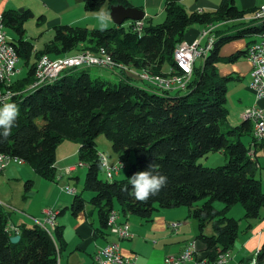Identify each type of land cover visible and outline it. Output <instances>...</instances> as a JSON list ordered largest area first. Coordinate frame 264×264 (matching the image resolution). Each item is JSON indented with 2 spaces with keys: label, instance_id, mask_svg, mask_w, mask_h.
<instances>
[{
  "label": "trees",
  "instance_id": "trees-1",
  "mask_svg": "<svg viewBox=\"0 0 264 264\" xmlns=\"http://www.w3.org/2000/svg\"><path fill=\"white\" fill-rule=\"evenodd\" d=\"M82 1L87 11H97L105 4L130 6L128 0ZM163 10L165 19L161 23L143 19L141 35L132 31L131 24L127 29L121 24L104 31L81 25H57L52 38L40 50H35L33 42L24 37L23 24L32 16L29 10L2 13L4 28H12L17 34L16 41L11 43L28 69L11 86L15 96L9 102L17 105L19 116L17 126L6 139L0 128V153L22 158L37 175L54 181L56 147L63 140L77 141L78 160L86 166L84 189L92 192L88 202L97 210L101 227L107 228L115 200L119 215H134L145 221H150L158 208L184 206L188 208V217L197 221L195 239L213 257L217 252L226 254L238 232L237 220L226 217L224 210L241 203L245 217H256L264 207V192L254 176L256 159L240 140L245 132H252V123H228L224 104L226 84L232 76L220 75L217 66L245 55L246 50H238L225 57L220 50L232 39L264 33V20L240 22L245 26L229 34L215 31L212 48L199 64H194L183 95H169L148 83L137 85L129 76L118 81L92 78L88 67L67 69L54 81L34 87L35 63L41 57L55 60L84 50L100 52L98 55L128 69H132L129 65L147 69L138 71L147 75L167 73L163 69L165 63L168 70L172 68L181 75L173 54L190 26L199 23L205 28L214 27L213 24L225 20H242L250 12L239 9L234 0H220L215 10L207 12L187 11L180 0H165ZM101 133L121 160L132 152L134 161L125 179L111 181L99 177L101 163L94 139ZM258 146L261 142L256 143ZM217 150L227 155L225 164L206 167L197 163L199 157ZM152 161L158 165L155 171L167 177V185L142 203L130 195L129 178L146 171ZM30 184L27 181L25 187ZM200 199L204 201L196 204ZM214 201L223 202L224 209H215ZM84 207V198L76 193L67 208L76 215ZM7 223L8 214L0 205V264H57L63 245L60 227H55L52 237L36 225L21 226L17 232L19 240L11 243L5 230ZM208 223L212 229L209 235L204 233ZM254 260L256 264L264 262V240Z\"/></svg>",
  "mask_w": 264,
  "mask_h": 264
},
{
  "label": "crops",
  "instance_id": "crops-1",
  "mask_svg": "<svg viewBox=\"0 0 264 264\" xmlns=\"http://www.w3.org/2000/svg\"><path fill=\"white\" fill-rule=\"evenodd\" d=\"M128 1L130 6L143 10L144 21L152 19L153 16H158L164 11L163 5L165 0ZM180 1L182 2V0ZM197 2V7H199L201 11H203L206 6H210L211 10H215L220 0H197ZM234 2L239 9L249 10L250 12L246 13L245 17L239 21L225 20L213 24L214 27L211 28L213 29L215 37V31L221 34H229L244 27L245 24H240V22H249V18L252 15L251 10L258 7L263 0H234ZM24 10H29L32 13L30 19H36L39 28H44L39 31V34H41V32H46L53 35V28L57 25L64 24L81 25L87 28H99L97 14L103 11L110 17L108 5H103L97 11H87L82 0H0V13L6 11L22 12ZM114 26L117 25L113 23L110 17L109 27ZM203 28L204 25L199 29L189 27L184 32L183 39L191 40L199 37L200 30H205L207 27ZM24 37L31 40V38L26 37V34H24ZM240 38H244L242 42H233V40L238 39L235 38L227 42V44L231 42L228 44L229 46L225 43L227 45L225 54L228 55H220L226 57L234 54L238 50H246L247 46L256 40L257 36L256 34H252ZM205 41V37L200 39L201 44H204ZM33 44L35 50H40L35 48V43ZM238 60L239 63L235 64ZM233 62H231L232 64L230 66H217L220 75L232 76L227 82H233L231 88L234 87L236 93L232 100L231 119L228 123L230 125H237L244 120V117H241V112L253 103L254 97L248 86L251 69L249 61L246 59L245 55H242ZM116 70L117 72L112 71L116 74L115 81L120 80L123 76H129L135 80H140L136 75V70L134 73H126L124 75L123 71L119 69ZM165 71H168V68ZM228 83L226 86H228ZM261 104L264 105V100ZM244 134L250 135L248 148L249 151H251L252 132H245ZM240 140L242 143L244 142L241 137ZM260 147L264 148V137ZM260 147L258 146L257 148ZM78 148L79 142L74 140H63L56 147V178L54 181L40 177L29 165V167H23L25 163L20 165L10 163L0 172L1 179L6 183L15 181L19 191H23L20 200L19 198L16 199L12 192L7 194L3 193V198L7 200V204H19L23 208L21 214H15L13 216H11V212L7 211L9 224L18 228L21 226L32 227L35 225L33 218L43 217L45 215V210H53L56 212V218L52 226V237H54L55 227H60L63 241L62 248L58 253L57 264H96V251L110 242L117 243L123 256H136L133 264H164L167 255H176L180 253L184 249L185 244L192 240L196 243L199 257L203 258L208 256L204 245L195 239L198 233V227L196 228L194 222L188 217V208L184 206L168 209L158 208L154 211L151 220L145 221L134 215H127L126 217L119 215V205L117 203V206H115L114 202L116 213L119 215L120 220L127 221L132 237L129 239H119L115 234H112L108 228L101 227L97 210L88 202L89 199H85L82 193L78 192L76 187L68 185L71 178H75L76 180L79 178L77 174L78 167L70 173L66 172L67 167L76 165L75 163V165H73V162L76 154L78 157ZM257 148H252L254 152H249L251 157L256 158ZM27 181H31L28 188L25 187ZM65 181H67V185L62 187L61 184ZM21 184L23 186H21ZM67 186L74 188L75 191L73 194L66 192L65 188ZM76 193L81 194L84 198L85 207L83 211L73 215L67 207L71 204L73 196ZM63 208H65L64 211L59 213ZM174 222L178 223L176 227L171 226ZM204 233L206 234L205 231ZM263 240L264 238L262 239L261 230H257L251 238H248L246 245L255 247L256 255L257 249ZM185 264H194V262L187 261ZM238 264L242 263L239 262Z\"/></svg>",
  "mask_w": 264,
  "mask_h": 264
},
{
  "label": "built area",
  "instance_id": "built-area-1",
  "mask_svg": "<svg viewBox=\"0 0 264 264\" xmlns=\"http://www.w3.org/2000/svg\"><path fill=\"white\" fill-rule=\"evenodd\" d=\"M2 14V13H0ZM264 19V0L263 2L254 9L249 20L257 23ZM132 25V31L137 35H141L144 22L143 20H130ZM257 38L251 42L246 48L245 57L251 65L250 69V83L249 88L252 91L254 100L253 103L246 107L241 117L244 120H248L252 123V141L251 151L256 148V142L262 141L264 137V105L261 102L264 100V33L256 34ZM201 37H205L206 41L204 44L200 43ZM213 29L201 30L199 37L187 40L182 39L177 47L175 56L179 60L180 64L186 66V75H180V80L174 84H167L166 77L165 81H143L152 85L153 87L162 91L172 90H186L191 79L193 67L199 58L205 56L206 48H209V42L215 39ZM19 55L11 43V40L7 35L0 32V61H7L10 63L9 71L0 70V87L8 86L13 84L12 77L18 73L17 63L19 62ZM81 61H89L90 66H97L109 70L119 69L118 66L112 63L103 62V57L98 55V52L85 53L81 51L71 56H60V62H50V56H47V62H41V75L35 82L34 86L44 85L47 81L57 79L61 73L70 68H78V64ZM170 71L168 70L167 73ZM13 96L9 97V94H0V107L2 102L10 101ZM99 159L101 166L105 168V174L108 179H111L114 174L117 173L119 166H110L107 163L106 157L99 153ZM10 163L23 164L25 163L22 158L12 156L9 154L0 153V172H2L7 165ZM121 164V163H119ZM82 162H78L75 166H69L66 168V172L70 173L78 166H83ZM66 192L74 193V188L66 187ZM45 215L41 218H33L34 224L43 230H45L50 236H52V222L56 218V212L53 210H45ZM178 223L174 222L171 224L172 227H176ZM107 228L112 234H115L119 239H129L132 237V233L129 229L128 223L125 220H120L119 215L115 210H112L107 218ZM5 230L10 236L17 234L19 228L7 223ZM217 254L213 257H199V252L194 240L189 241L185 244L184 249L174 255H167L164 264H185L187 261H193L194 264H228L230 257L227 254ZM136 256H123L119 250L117 243L110 242L99 248L95 253L96 264H133ZM253 259L251 260L252 264ZM264 264V262H262Z\"/></svg>",
  "mask_w": 264,
  "mask_h": 264
},
{
  "label": "rangeland",
  "instance_id": "rangeland-1",
  "mask_svg": "<svg viewBox=\"0 0 264 264\" xmlns=\"http://www.w3.org/2000/svg\"><path fill=\"white\" fill-rule=\"evenodd\" d=\"M214 1H217V0H214ZM181 3L183 4V6L186 8L187 11H193V10L198 11L199 10V7H197V4H198L197 0H182ZM199 11H201V10H199ZM203 11L207 12V11H212V10H211L210 6H206L203 9ZM164 19H165V12L163 11L160 15L153 16L152 19H150V22L152 24H158V23L163 22ZM122 24H123V27L125 29H127L128 25H129V20L124 21ZM24 26H25L24 28H25L26 37L31 38V41L33 43H35L36 49H42L44 47L43 43L52 38V34H49L46 32H41V34H39L40 33L39 31L43 30L44 28H39V26L37 25L36 19H30L29 18L24 23ZM190 27L195 28V29H199L202 27V25L199 23H196ZM3 34L7 35L8 38L11 40V42H15L17 39V34L12 28L5 26V28L3 29ZM202 38L203 37H201V39ZM39 39H41V40H39ZM243 39L244 38H238V39L233 40V42H242ZM187 40H190V39H187ZM230 43H228V44H230ZM226 44H224L220 50L221 55H228V54H225V48L228 45V44L227 45ZM84 51H85V53H92V51L89 52V50H84ZM79 52H81V51H79ZM79 52L67 54L66 56L75 55ZM52 59H54V58H52ZM58 59H60V57H58ZM201 60H202V58H199V60H196V62H195L196 65L199 64ZM31 61H32V58L30 59V62ZM238 63H239V60L236 61L235 64H238ZM231 64H232L231 62H219L218 66H221V67L222 66H230ZM129 66L132 69H128L127 67L122 66L123 69L120 68V70L123 71L124 73H134L136 70V75H138L140 73L138 71H141V72H142V70L148 71L147 69H136L132 65H129ZM17 68H18V73L14 77H12V82H16L18 79H20L26 75L28 67L26 65H24L22 58H20L19 62L17 63ZM167 68H168V65L165 63L163 66V69L167 70ZM171 69L172 68L169 69V71H170L169 73L154 75V76H156V77H162L163 76L162 78L165 79V77H166V80H168L170 78L175 79V80L177 78H180L179 74H177L175 71H173ZM88 70H89V73H90L92 78L108 79L111 81L116 80V74L114 72H112V71L117 72L116 69L115 70H109V69H105V68H101V67H97V66H90V67H88ZM133 82L136 83L137 85H141V86H145V84H146L142 80H134ZM249 83H250V81H248V86H249ZM232 84H233V82L228 83L227 92H226V101L224 104L225 108L228 111V115H227L228 121H230V119H231L230 113H232L231 112L232 111V108H231L232 107V100L234 99L235 93H236V90L234 89V87L231 88ZM24 87H22L18 90H22ZM185 93H186V90H184V91L183 90L169 91V95H172V96L177 95V94L183 95ZM241 139L244 141L243 143L248 147L250 135L244 134L241 136ZM65 142H71V141H65ZM94 142L96 144V148L98 149V152L103 154L106 157L107 163L110 166H115V165L119 166L117 173L114 174L111 179H108L106 177L105 168L103 166H101L99 169V177L101 179H104V180L108 179L111 181L112 180L125 179L127 177L128 167L134 161V156H133L132 152H130L127 156H125L121 160L120 154L113 151L112 146H111V142L102 133L98 134L95 137ZM255 159L257 162V167L255 168L254 176L257 179H259V181L261 183V190L264 192V148L263 147L257 148ZM227 160H228V158H227V155L224 153V151H222V150L218 151L217 150V151H210V152L206 153L204 156L199 157L197 159V163H200L201 165L206 166V167H215V166H220V165L225 164L227 162ZM78 161L79 160H78V157L76 154L74 157L73 165H75V164L77 165ZM119 163H121L123 165V168L121 167V164H119ZM23 167H29V166H28V164L25 163L23 165ZM77 174L79 177L78 180H76L75 178H71L69 180L68 185H70L71 187H76L78 192L82 193L83 197H85V199L88 200L90 198V196L92 195V192L84 189V177L86 174V166H84V165L78 166ZM66 182L67 181L62 182V184H61L62 187H65L67 185ZM22 184H21V186H23ZM9 192H12L14 194V196L16 197V199L19 198V200H20L21 194L23 191L22 192L19 191V189L17 187V183L15 181H11V182L6 183L3 179L0 178V205H3L4 208H6V209H4L6 212L7 211L11 212L10 213L11 216H13L15 214H21L23 211L22 206H20L19 204H15V205L7 204L8 203L7 200H5L3 198V193L7 194ZM203 201H204V199H200L196 202V204L200 205ZM114 202H115V206H117V201L115 200ZM12 204H14V203H12ZM212 205L217 210H223L224 209V203L221 201H214L212 203ZM224 213H225L226 217L234 218L237 220V223H238L237 236L235 238V241H234L231 249L227 252L228 256L230 257L228 263L229 264H238L241 261H244V262L248 261V263H251V260L252 259L254 260V258H255V256H254L255 255V247H251V245L247 246L246 242H247L248 238H251V236L254 235L257 230H261L262 239L264 238V222H260V221H264V207L259 209L258 215L256 217H245L244 209H243V206L241 205V203H236V204L231 205L226 210H224ZM135 218H137V217H135ZM191 220L194 222L195 227L197 228L198 227L197 221L195 219H192V218H191ZM204 231L208 235L212 233L210 223L206 224Z\"/></svg>",
  "mask_w": 264,
  "mask_h": 264
},
{
  "label": "clouds",
  "instance_id": "clouds-1",
  "mask_svg": "<svg viewBox=\"0 0 264 264\" xmlns=\"http://www.w3.org/2000/svg\"><path fill=\"white\" fill-rule=\"evenodd\" d=\"M97 19L99 21L98 27L101 31L109 27L110 17L107 13L103 11L98 13ZM9 97H11V93H9ZM18 116L19 109L15 103L2 102V107H0V128L3 129V138L6 139L11 135L12 128L17 126ZM102 166H106V163ZM121 167L123 168L122 164ZM157 167L158 165L152 161L146 171L135 173L129 178L132 189L130 195L135 200L146 203L150 197L158 195L162 188L167 185V177L156 172L155 169ZM125 190L127 191V189ZM252 264H256V261L253 260Z\"/></svg>",
  "mask_w": 264,
  "mask_h": 264
},
{
  "label": "bare ground",
  "instance_id": "bare-ground-1",
  "mask_svg": "<svg viewBox=\"0 0 264 264\" xmlns=\"http://www.w3.org/2000/svg\"><path fill=\"white\" fill-rule=\"evenodd\" d=\"M264 20V19H263ZM263 20H260V21H263ZM257 22V23H260ZM3 29H4V23H3V16L0 14V32L3 33ZM206 29H212L211 26L207 27ZM205 29V30H206ZM215 39H212V42H209V48H206L205 50V55L208 53V51L212 48V45H213V42H214ZM177 51V48L176 50L174 51V54H173V59H174V62H175V65H176V68L180 71L181 75H186V66L184 64H180L179 60L177 59V57L175 56V53ZM101 57H103V62H107V63H112L113 65H116V63H113L110 59H108L107 57L103 56V55H99ZM41 62H47V57L46 56H43L41 57L36 63H35V69H34V81L36 82L37 79L40 77L41 75V67H40V63ZM50 62H60V59H50ZM119 67V69H123L121 65H116ZM78 67H89V61H81L80 64H78ZM0 70L2 71H9L10 70V63L7 62V61H0ZM125 70V69H124ZM176 76V75H175ZM180 76V75H179ZM137 77L140 79V80H143V81H155V82H162V81H165L164 78L162 77H156V76H151V75H147V74H144V73H139L137 75ZM168 78V77H167ZM177 78V77H176ZM55 80V79H54ZM54 80H50V81H47V82H51V81H54ZM180 78H177L176 80L175 79H168L166 80V83L167 84H174L176 81H179ZM46 82V83H47ZM15 83V82H13ZM35 84V83H34ZM11 85H8V86H1L0 87V94H9L11 93V95H14V92L11 90ZM35 87V86H34ZM9 102V101H8ZM257 142H262V141H257ZM256 142V143H257ZM55 221V220H54ZM54 221L52 222V226L54 225Z\"/></svg>",
  "mask_w": 264,
  "mask_h": 264
},
{
  "label": "water",
  "instance_id": "water-1",
  "mask_svg": "<svg viewBox=\"0 0 264 264\" xmlns=\"http://www.w3.org/2000/svg\"><path fill=\"white\" fill-rule=\"evenodd\" d=\"M109 15L115 25H121L126 20H142L144 18L143 10L133 6H123L120 4L109 6ZM19 234L9 237L11 243L19 240Z\"/></svg>",
  "mask_w": 264,
  "mask_h": 264
}]
</instances>
